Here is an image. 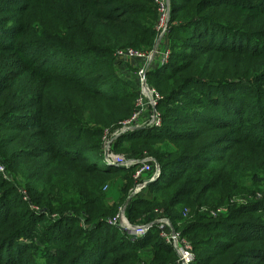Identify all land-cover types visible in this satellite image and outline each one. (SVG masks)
Returning <instances> with one entry per match:
<instances>
[{"label":"trees","instance_id":"trees-1","mask_svg":"<svg viewBox=\"0 0 264 264\" xmlns=\"http://www.w3.org/2000/svg\"><path fill=\"white\" fill-rule=\"evenodd\" d=\"M157 21L153 0H0V264H176L158 227L133 243L110 224L153 173L108 166L103 149L140 97L116 54L152 51ZM167 41L148 72L161 127L111 146L161 169L129 220L169 218L193 264H264V0H171Z\"/></svg>","mask_w":264,"mask_h":264},{"label":"built area","instance_id":"built-area-1","mask_svg":"<svg viewBox=\"0 0 264 264\" xmlns=\"http://www.w3.org/2000/svg\"><path fill=\"white\" fill-rule=\"evenodd\" d=\"M153 1L157 8V14H158V21L156 24L157 40H156L155 47L152 50L153 52L147 53L141 50H135V49L130 48L126 50H121L117 52L116 54V59L119 63L129 64L135 61L140 64L141 62H144L142 63L143 66L141 65V67H138L139 73L137 76L139 78V82L140 81L142 82L143 76H146L149 71L154 69L153 60L158 55H160V65L159 66H164L165 64H167L170 54H171L169 46H168V41H167L168 33L170 29V21H171V0H153ZM144 81H146V84H147L146 77L144 78ZM147 91L152 93V96L155 98L157 102L158 100L161 99V96L157 92L151 91L149 89H147L146 92ZM140 92H141V88H140ZM144 97H145V94L140 93V97H139L140 100L138 99L136 102L137 103L136 111L129 120L125 121L122 124V128L120 129L118 137L125 133H130V132H134V131L149 128V127H157V128L161 127V118L159 114H157V112L155 113L156 109L154 110V113L146 112V109L144 108V105H143ZM147 114L148 116H150V119L145 120V118H148L146 117ZM115 139L116 138H113L111 143ZM110 149H111L110 142H107L106 151ZM106 162L108 166L125 168V169H130L131 167L141 163L142 168H140V170L137 171L136 176H135L136 178H139L140 176L147 174V173L148 174L151 172L153 173L151 178L145 179V181H142L140 184L137 185L134 192H132L131 194L132 197L142 192L147 187L146 185L147 183H149V181H153L156 176L160 177L161 175V169L160 168L157 169L156 163L152 158H145L142 161H138V160H128L121 156L110 155L108 159L106 157ZM0 167H1L0 168L1 171L4 172L3 171L4 168H2V166ZM5 178L8 179L6 175H5ZM23 197L25 201L29 200L28 194L24 193ZM31 208L35 210V212L39 211L34 206H31ZM162 224L166 226V230L169 232L168 229L170 228L168 227V223H162ZM150 227L151 225H146V224L140 226L139 231H138V236H146L150 230ZM122 228L125 229L124 226H122ZM173 247L176 248L178 255H179V261L176 264H193L194 263L195 256L191 252V250L187 247V244L185 242L181 240L179 241V243H175V245L173 244Z\"/></svg>","mask_w":264,"mask_h":264},{"label":"rangeland","instance_id":"rangeland-1","mask_svg":"<svg viewBox=\"0 0 264 264\" xmlns=\"http://www.w3.org/2000/svg\"><path fill=\"white\" fill-rule=\"evenodd\" d=\"M168 46H169V49H170V52H171V48H170V45H169V41H168ZM143 52H147V53H151L153 51H143ZM149 56V55H148ZM144 62H141L140 64L133 61L129 64H126L128 66V69L126 70H122V73L123 75H126L127 76V80L131 79L132 80V76L136 75V80H137V85H138V89L140 90L141 88V92L140 93H144L145 94V97H144V100H143V105H144V108L146 109V112L148 113H154V110L157 108L158 106V102L155 100V98L152 96V93L147 91V89L151 90V91H155V87L151 86L150 85V79H149V76L148 74L146 76H143V79H142V82L140 81L139 82V78H138V73H139V68L138 67H141V65L143 66ZM131 69V70H129ZM132 71V72H131ZM146 77V80H147V84H146V81H144V78ZM135 80V81H136ZM158 93V92H157ZM140 100V99H139ZM157 103V104H156ZM136 106H137V103H136ZM157 112V109L155 111V113ZM158 114V112H157ZM160 115V114H159ZM146 119H150V116H148V118H145ZM143 121V120H142ZM142 130V129H141ZM120 132V129L118 130H115V129H111V128H107V129H104V133H103V149L105 151V157H107V159L109 158L110 155H114V156H121V157H124V158H129V155H124V154H117L113 151V149L111 148L110 150L106 151V143L107 142H110V146H112V139L113 138H118V134ZM116 134V135H114ZM114 135V136H113ZM129 160V159H128ZM144 160V159H143ZM139 161V160H138ZM141 161V160H140ZM155 161V160H154ZM140 164V165H139ZM137 165L134 166V168H137L136 169V173L138 170H140V168H142V164L139 163ZM2 166V168L4 167L3 165H0ZM1 168V167H0ZM5 168V167H4ZM4 172L1 171L0 169V174H2L5 178V175L6 177L9 179V176L6 174V171L5 169L3 170ZM6 179V178H5ZM12 180L14 181V183L17 184V186L20 188V192L22 193V195L24 193L28 194V191L24 188L26 185L24 183V181L21 179V178H13L12 177ZM124 185V182H121V181H114L113 183L111 184H107L105 186H103V192L106 194H108V197H109V200L114 203V202H118L119 198H120V190H121V187ZM146 190V192H145ZM148 190L147 189H144L143 193H141L145 198L146 196L148 197ZM260 191H263V192H260V196H259V200H263L264 199V187L260 190ZM29 196V194H28ZM117 196H119L117 198ZM113 197V198H112ZM134 197V196H133ZM132 197V198H133ZM115 198H117L116 200H114ZM131 198V199H132ZM243 198L244 197H238L236 198L235 200H232L231 203H235V204H240L243 202ZM129 199V198H128ZM128 201V200H127ZM127 206V202L125 204L122 205V208H121V211L120 213L117 215L116 219L114 221H112L110 224H112L113 226L119 228V229H122L124 231L127 232V234L129 235V237H131L133 240H131L133 243L134 242H139L140 240H142L144 237L146 236H138V231H139V227L146 224V225H151L150 227V230L148 233H150V231H152L154 228L158 227V229L160 230V237L162 238V240L166 243L167 246H169L170 248H172L177 256H178V259H177V262L179 261V255H178V252L176 250L175 247H173V244L175 245V243H179V241H183L187 244V247L191 250V252L194 254L195 256V253H194V250H193V246L191 245V243L183 238V236L181 235V233L177 232L174 228V226L172 225L171 221L169 220V218H167L166 216H162L160 215L157 219H155V222L151 221V223H147L148 221H146L145 223H140L142 222L140 220V224L137 223V224H133L130 222L129 220V217L127 215V210L126 212H124V208ZM32 209V208H31ZM38 209V208H37ZM127 209V208H126ZM33 210V209H32ZM39 210V209H38ZM35 211V210H34ZM188 213H189V210H186ZM37 212V211H36ZM38 212H41V210H39ZM220 213H223L224 212V208H220L219 210ZM156 214V213H155ZM157 216V214L155 215ZM54 218H56L55 216H53ZM168 220V221H166ZM162 223H168V227L170 229L169 232L166 230V226L163 225ZM172 225V226H171ZM122 226L125 227L122 228ZM164 226V227H163ZM129 230H127V229ZM175 239V240H174ZM147 255H152V252L150 250L146 251L143 255V258H145ZM145 261H147V259H144ZM176 262V263H177Z\"/></svg>","mask_w":264,"mask_h":264},{"label":"water","instance_id":"water-1","mask_svg":"<svg viewBox=\"0 0 264 264\" xmlns=\"http://www.w3.org/2000/svg\"><path fill=\"white\" fill-rule=\"evenodd\" d=\"M155 163H156V166H157V169L158 168H160V165H159V163L157 162V161H155ZM158 178H159V176H156L155 178H154V180L153 181H149V183H147V185L146 186H148L149 184H151V183H153V182H155V181H157L158 180ZM131 198H132V196L128 199V201H127V206L124 208V212H126V208L128 207V205H129V203H130V200H131ZM172 226V225H171Z\"/></svg>","mask_w":264,"mask_h":264},{"label":"crops","instance_id":"crops-1","mask_svg":"<svg viewBox=\"0 0 264 264\" xmlns=\"http://www.w3.org/2000/svg\"><path fill=\"white\" fill-rule=\"evenodd\" d=\"M154 63H153V66H154V68L155 67H158L159 65H160V55H158L154 60ZM146 117H148V114L146 115ZM119 196H117V198H118ZM113 198V197H112ZM117 198H115L114 200H116Z\"/></svg>","mask_w":264,"mask_h":264}]
</instances>
